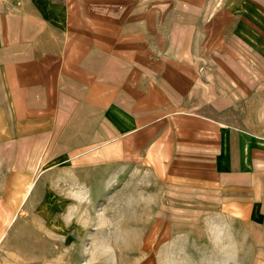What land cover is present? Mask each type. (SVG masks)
<instances>
[{
  "label": "rangeland",
  "instance_id": "374dc122",
  "mask_svg": "<svg viewBox=\"0 0 264 264\" xmlns=\"http://www.w3.org/2000/svg\"><path fill=\"white\" fill-rule=\"evenodd\" d=\"M121 1L129 14L156 17L148 23L156 39L140 40L146 53L111 55L112 108L118 84L136 80L143 103L133 107L259 122L253 117L264 110L257 103L264 100V0H176L137 10ZM173 17L185 21L175 28L188 29L178 44L185 54L167 44ZM78 110L86 113L83 104ZM112 141L79 150L48 144L31 165L17 156L0 163V264H264V233L232 214L227 201L183 188L179 175L158 173L145 152L125 153V141L122 149Z\"/></svg>",
  "mask_w": 264,
  "mask_h": 264
},
{
  "label": "crops",
  "instance_id": "0c3cea01",
  "mask_svg": "<svg viewBox=\"0 0 264 264\" xmlns=\"http://www.w3.org/2000/svg\"><path fill=\"white\" fill-rule=\"evenodd\" d=\"M130 1L136 10L176 3ZM127 5L121 0H0V154L7 152L0 163L17 156L31 165L34 152L48 144L79 150L95 141L106 146L113 137L120 149L125 141V153L127 148L145 152L158 173L179 175L183 188L227 201L232 214L264 233V110L257 109L253 118L259 122L251 125L186 109L169 114L139 109L133 107L143 103L133 88L136 80L118 84L117 109L112 108L111 55L117 60L146 53L140 40L147 38L151 45L156 39L148 26L156 17L129 14ZM176 21L185 22L172 18L167 44L173 53L185 54L178 44L188 29L175 28ZM79 104L85 114L80 115ZM96 108L102 110L97 122ZM64 117L70 122L63 123ZM127 137H133L129 146Z\"/></svg>",
  "mask_w": 264,
  "mask_h": 264
},
{
  "label": "clouds",
  "instance_id": "9594fccd",
  "mask_svg": "<svg viewBox=\"0 0 264 264\" xmlns=\"http://www.w3.org/2000/svg\"><path fill=\"white\" fill-rule=\"evenodd\" d=\"M224 264H236V262H235V259L234 258L233 259H226L224 261Z\"/></svg>",
  "mask_w": 264,
  "mask_h": 264
}]
</instances>
